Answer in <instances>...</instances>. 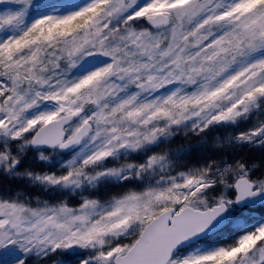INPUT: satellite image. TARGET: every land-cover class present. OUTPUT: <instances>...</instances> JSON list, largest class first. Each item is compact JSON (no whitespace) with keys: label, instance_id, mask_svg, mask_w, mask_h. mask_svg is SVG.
<instances>
[{"label":"snow or ice","instance_id":"1","mask_svg":"<svg viewBox=\"0 0 264 264\" xmlns=\"http://www.w3.org/2000/svg\"><path fill=\"white\" fill-rule=\"evenodd\" d=\"M245 146L264 0H0V264H264Z\"/></svg>","mask_w":264,"mask_h":264},{"label":"rangeland","instance_id":"2","mask_svg":"<svg viewBox=\"0 0 264 264\" xmlns=\"http://www.w3.org/2000/svg\"><path fill=\"white\" fill-rule=\"evenodd\" d=\"M187 145L191 148V151L189 155L185 158L187 161L195 163L197 158H199L201 155L206 154L209 151V146H201L200 141L198 138L192 136L189 138H185L184 136H180L179 138L175 139L171 145L172 148H177L180 145ZM30 158L35 157V153H29L28 154ZM236 156H242L245 159L249 161H261L264 160V149H261L259 147H241L237 148L235 150ZM37 167H42V165H36ZM48 264H51V261L48 262Z\"/></svg>","mask_w":264,"mask_h":264}]
</instances>
